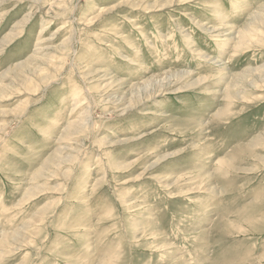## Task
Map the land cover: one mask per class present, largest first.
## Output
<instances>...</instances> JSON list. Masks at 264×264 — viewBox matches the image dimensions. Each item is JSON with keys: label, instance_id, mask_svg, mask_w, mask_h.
I'll list each match as a JSON object with an SVG mask.
<instances>
[{"label": "rangeland", "instance_id": "1", "mask_svg": "<svg viewBox=\"0 0 264 264\" xmlns=\"http://www.w3.org/2000/svg\"><path fill=\"white\" fill-rule=\"evenodd\" d=\"M154 2L0 0V264H264V0Z\"/></svg>", "mask_w": 264, "mask_h": 264}, {"label": "bare ground", "instance_id": "2", "mask_svg": "<svg viewBox=\"0 0 264 264\" xmlns=\"http://www.w3.org/2000/svg\"><path fill=\"white\" fill-rule=\"evenodd\" d=\"M39 1H41V0H31V4H33V5H31L30 6V8H29V12H28V16H25L24 17V19L21 21V22H19V26L18 25H16L15 26V28H13V29H18V27H22V30L20 31V33L22 34L24 31H25V27L30 23V18H31V14H30V12L33 10V8H34V5L35 6H37L36 4L37 3H39ZM163 1H166V3H164V4H162V0H155V2H154V4L153 5H147V9L148 10H152V9H156V8H162V7H165V6H168V5H170L172 2H171V0H163ZM143 3V2H142ZM18 26V27H17ZM61 29V28H60ZM63 29V28H62ZM61 29V30H62ZM45 31V29H43L41 26L39 27V30H38V32H37V37H36V39H35V42L37 43V44H40V42H42V36H40L41 34H43V32ZM74 31V30H73ZM20 34V35H21ZM245 35H246V33H244ZM14 36V35H13ZM40 36V37H39ZM39 37V38H38ZM73 38H74V35L72 34L71 36H69V39H68V41L69 40H73ZM228 39V38H227ZM227 39H225V41L227 40ZM248 40H252V39H250V38H247L246 36H245V40H244V42L245 41H248ZM7 41V40H6ZM68 41H66V42H68ZM258 40H253V42L254 43H256ZM243 42V43H244ZM243 43H237V47H239L240 45H242ZM36 47V46H35ZM36 49V48H35ZM40 51H42V50H40ZM40 51H38V50H33V52L31 53V60H33L34 61V63L37 61V60H39V58H37V52H40ZM203 56V55H202ZM206 56V55H205ZM130 61H132V60H130ZM94 69V67H92L91 69H89V67H86L85 66V72H84V74L83 75H88L89 73H91L92 72V70ZM83 70V69H82ZM258 71H260V69L259 70H249L248 72L249 73H255V72H258ZM83 72V71H82ZM247 72V71H246ZM246 72H243L242 74H239V75H237V76H233V79L234 80H237L239 83H240V81L242 82V84H243V82H249L252 86L253 85H256V82H254L253 80H248L247 78H245V75H246ZM251 74H249L248 76H250ZM187 76H189V73L188 72H172L171 74H165L164 76H151V78H152V80H149V81H147V80H144L141 84H139V86L142 88L141 90H142V94L137 98L138 100H139V102H142V101H144L145 99H148V100H152V98H154L155 96H157V94L159 95V94H162L163 92H164V89L166 88V87H168V86H170V85H172L171 83V79H178V78H186ZM247 76V77H248ZM157 77H158V79H157ZM115 80V78L112 80V81H114ZM198 82L199 81H195V82H193L192 84H191V86H196L197 84H198ZM152 84H154V86H152ZM111 85V84H110ZM110 85H108V86H106V88H109L110 87ZM236 85H239L238 83H236ZM238 88H239V86H238ZM241 93L242 92H235V94H234V96L235 97H239V95H241ZM72 96H73V98L71 99V101H74L73 103H72V105H74V106H81V105H83V104H79V101H76L77 99H78V95L76 94V93H72ZM229 98H232V97H229ZM241 98V97H240ZM241 99H243V98H241ZM120 102H123L124 101V99H122V98H120V99H118ZM88 110V109H87ZM87 115L86 116H82V115H80L79 116V119H77L76 121H73L70 125H67V127L69 128V129H71V128H73V130H74V133H76V134H78V133H80L82 130H84V129H86V127L88 126V125H90L91 124V122L93 121L92 120V118H91V116L89 115V113H86ZM262 135H264V133H262ZM261 137V136H260ZM258 139V138H257ZM60 141H62L61 139H59ZM77 151V152H76ZM76 151H74V153L75 154H73L72 156H70L71 158L70 159H64V158H62V157H59V160H60V162L58 163V165H56L55 166V168L57 169L58 167H60V165H63V163H69V162H71V160H73L74 159V157L75 156H77L78 155V153H79V151L78 150H76ZM82 155V154H81ZM46 173H48V172H45V174ZM36 176L35 177H33V185L36 183V181L39 179V178H43V176H44V174H42V172L41 173H37V174H35ZM47 177H50L49 175L47 176ZM38 188H39V186H38ZM16 234H19V233H17V232H15V233H13V234H11V238H10V236L8 235V234H4V233H2V235H3V240H2V242H1V244L2 245H8L9 244V242L7 241V239H12L13 241H18V240H20V239H18L17 237L15 238V236H16ZM27 235V234H26ZM25 235V236H26ZM20 237L22 236V235H19ZM24 235H23V237H25ZM31 236V235H30ZM22 240V239H21ZM25 241V240H24Z\"/></svg>", "mask_w": 264, "mask_h": 264}]
</instances>
